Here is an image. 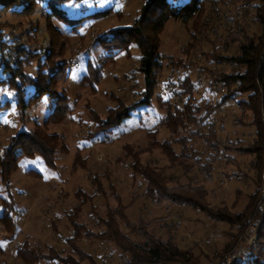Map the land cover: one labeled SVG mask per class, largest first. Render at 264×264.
Instances as JSON below:
<instances>
[{
  "label": "rangeland",
  "instance_id": "obj_1",
  "mask_svg": "<svg viewBox=\"0 0 264 264\" xmlns=\"http://www.w3.org/2000/svg\"><path fill=\"white\" fill-rule=\"evenodd\" d=\"M145 1L79 0L60 6L68 19L81 20L68 23L65 20H51V27L58 31L53 34L52 46L60 54L57 62H64L65 75L56 90L68 95L71 109L63 122L44 126L54 107L53 101L47 96L38 105L29 107L21 121L12 96L0 92V100L6 96L4 99L9 101L8 107L0 109V155L10 146L13 136L19 132H32L36 128L44 129L48 134H57L60 146L64 149V153L57 152L55 155L53 168L39 155L21 157L17 170L10 176L8 190L0 178V217L6 215L11 218L5 221L11 223L13 229L7 232L0 221V264H26L17 255L18 248L25 241L30 247H36L38 252L47 255V260H39L36 264H62L49 258L53 253L48 252V247H53L62 258L72 256L77 259L67 241L73 237L69 215L83 199L77 198L80 192L90 200L83 204L76 219L90 236L85 237L82 233L81 239L75 244L92 259L82 264H123L119 259V250L113 243L93 237L103 230L100 220L106 217V211L114 209L119 202L125 206L123 213L128 221L138 224L140 218L147 230L156 237L164 241L171 240L180 248L192 249L199 257L200 264H220L223 260L226 263L231 250V247L228 250L226 248L229 234L236 233L235 229L187 208L146 199V182L132 172L131 165L137 160L142 166L162 169L166 175L178 177L180 184L190 179L197 180L206 189V202L211 207H225L233 215L243 210L254 191L252 168L255 158L253 154L246 153L245 148L255 139V124L259 116L253 117L249 110L242 113L233 103L229 108L219 109L216 128L221 125L223 129L218 130L217 138L237 144L238 150L220 151L219 158L215 157L211 178L208 180L203 177L200 168L209 161V157L212 158L213 152L205 146L203 139L189 135L190 131L197 130L196 126L189 124L185 129L178 128L173 135L166 127L157 124L166 116L170 107L182 106L186 96L179 100L176 91L177 84L185 78L191 80L194 86L189 101L191 107H203L207 102L221 107L218 106L220 97L216 87L208 86L207 81L213 74L227 73L231 68L224 63L217 64L208 55L214 49L221 57H229L236 52L235 45L223 50V37H220L227 25L225 19H235L237 24L248 23L247 31L250 35H258L259 31L252 17L244 14L243 0H209L201 19L211 24L208 33L204 35L210 37L212 45L204 40L199 42V36L190 40L192 21L183 25L180 21L169 20L160 36L162 69L150 104L137 106L120 125L103 132L89 118L96 114L105 120L107 109L116 108L119 104H137L141 100L143 85L142 76L136 71L139 61L137 45L132 44L128 52L116 54L112 61L105 64V60L112 56L106 57L108 54L97 44V39L118 28H129L140 15ZM167 1L182 5L187 0ZM43 12L44 5L41 4L28 19L4 13L2 20L7 14L6 28H11L7 39H15L17 43L18 38L28 49H47L50 38L45 30L47 24L42 17ZM104 12L106 14L94 17V14ZM16 23H20L21 27L15 26ZM27 28L38 30L30 37L31 40L22 34V30ZM44 54L41 53L40 59L25 69L28 74L36 76ZM171 60L172 65L178 67L170 66L168 63ZM89 64L95 67L103 65L100 83L94 89L81 88L79 85ZM254 99L258 101L259 97ZM237 100L245 103L243 107L256 105L248 101L246 94L234 95L233 102ZM236 119H239L238 125L234 122ZM198 130L204 132L205 129ZM178 139L188 140V156L180 155L182 150L176 142ZM153 140L159 144L170 141L178 158L173 168H170L171 161L166 151L157 143L154 146ZM241 173L244 175L241 176ZM168 185L172 186L173 183ZM3 201L11 203V209L3 206ZM117 222L133 241H143L139 234L126 229L123 222L118 219ZM261 230L262 237L253 254L260 257V263L264 264V225Z\"/></svg>",
  "mask_w": 264,
  "mask_h": 264
},
{
  "label": "trees",
  "instance_id": "obj_2",
  "mask_svg": "<svg viewBox=\"0 0 264 264\" xmlns=\"http://www.w3.org/2000/svg\"><path fill=\"white\" fill-rule=\"evenodd\" d=\"M78 1L0 0V92L4 93V95L12 96L18 108L21 121L24 120L25 111L29 107L38 105L44 96L50 98L54 103L53 110L49 113L44 126L49 123L58 124L63 122L71 111L68 95L65 92L58 93L56 90L59 83L64 80L65 75H63L64 62H57L60 54L52 46L54 45L52 41V38H54L53 34L58 33V31L51 27V20H65L67 23L80 22L81 20L79 21V19H68L66 13L60 9L62 4L76 3ZM208 2L209 0H187L182 5H174L167 0H146L141 7L140 15L129 28H118L107 36L97 39V44L108 54L106 57L112 56L110 59L105 60V64L112 61L116 54L128 52L129 47L132 44H136L139 49V61L136 71L142 76L143 85V89L140 92L141 100L137 104L130 106L119 104L116 108H109L107 109L108 115L105 120L93 114L89 119L97 126V129H101L103 132L109 131L130 117L137 106L150 104L158 83V74L162 69V57L159 55L160 36L169 20L180 21L183 25H188L192 21L190 40L199 36V42L204 40L207 44H213L211 39H209L210 37L207 38L208 35H204V33H208L211 24L210 22L206 23L205 19H201ZM41 4L44 5L42 17L45 18V23L47 24L45 30L50 38L48 48L36 51L34 48H26L18 38L16 39L17 43H15V39H7V36L11 34L9 30L11 28H6L8 26L7 21H5L6 15L10 14L28 19L35 12L37 6ZM242 5L244 14L252 17L256 23L259 34H255L256 36L248 34V23L237 24L235 19H225L227 25L220 37H223V50L235 45L236 52L232 56L221 57L214 49L208 55L217 64L224 63L231 68V71L227 73L218 72L213 74L207 81L208 86L216 87L215 89L220 97L218 106L221 107L211 105L208 102L203 107H191L189 101L191 100L194 86L191 80L185 78L183 82L177 84L178 90L176 91L179 100L186 96L181 104L182 106L174 105L170 107L166 116L160 119L157 126L166 127L173 135L177 133L178 128L185 129L189 124L196 126L197 130L190 131L189 135L203 139L205 146L213 152L212 158L209 157V161L200 168L203 177L208 180L211 178L213 164L216 161L215 157L220 155L219 152L238 150L237 144L227 140L221 141L217 138L218 130L222 131L223 129L221 125L216 128V115L219 113V109L229 108L228 106L233 103L235 108H238L242 113L249 110L252 112L253 117L258 118L259 116L256 124L253 121L256 126L255 139L245 148L246 153L253 154L255 158L252 168L254 170V179L252 180L254 191L250 194L243 210L233 215L225 207H211L206 202V189L199 185L197 180L190 179L187 183L180 184L177 181L178 177H170L162 169L142 166L137 160L131 165L132 172L135 175H139L146 182L144 191L146 199L157 203H166L169 206L187 208L204 215L212 221L224 223L235 229L236 233L231 232L229 234L230 240L226 248L228 250L231 247V250L228 253L235 251L239 247L250 226L258 227V243L260 237H262L261 228L264 225V190L260 191L264 187V95L262 94V89L264 88V0H243ZM6 12L7 14L4 15L5 17L2 20V15ZM104 14L106 12L94 14V17ZM11 26L21 27L20 23H16L15 26L11 24ZM37 31H31V29L27 28L22 30V34L27 40H31L30 37ZM43 52L45 54L41 59L36 76L28 74L25 69L29 68L33 62L39 60ZM185 53L188 54L187 52ZM102 64L96 67L88 65L86 74L79 81L81 88L90 87L94 89L100 83ZM168 64L178 67V65H172V60ZM236 94L239 96L246 94L248 101L253 104L256 103L257 106L243 107L245 103L238 100L234 101V103L233 97ZM256 96L259 97L258 101L254 99ZM4 97H1L0 109L9 106V101L5 100ZM234 122L238 125L239 119ZM198 128L205 130L203 132L198 130ZM148 134L151 135V133ZM187 141V139H178L176 141L181 146L182 152L180 155L183 157L188 156L186 154L189 151ZM152 143L155 146L157 141L153 140ZM157 144L163 151H166V156L172 165H170V168H173L178 158L170 146V141ZM63 151L64 149L60 146V138L57 134H48L44 129L39 128L32 132H19L11 138L10 146L3 155H0V178L5 185V189L8 190L10 188V176L17 170L21 157L32 158L35 155H39L49 167L53 168L55 167V155L57 152L64 153ZM241 174V176L244 175V173ZM171 182L173 185L169 186L168 183ZM80 197L83 199L69 215L73 227V237L67 241L78 258L75 259L72 256L62 258L53 247L47 248L48 252L53 253V256L49 258L62 264H82L84 261L91 259L75 244L81 239L82 233L85 234V237L90 236L86 229L84 230L83 225L78 223L76 219L83 204L90 198L87 195H83L82 192L77 198L80 200ZM11 205V203L7 204L6 201H3V206L11 209ZM124 207L119 202L114 209L107 208L106 217L100 220L103 230L93 235L98 240H106L113 243L119 250V259L123 264H200L199 257L192 252V249L180 248L179 245L171 240L164 241L156 237L147 230L146 224L140 218L137 220L138 224L128 221L125 213H123ZM4 212H6V209H4ZM6 219L11 220L6 215L0 217V221L4 224L6 231L10 233V231H13L12 225L11 223H6ZM117 219L123 222L126 229L133 234H139L143 241H133L129 235L121 230ZM35 248L30 247L28 242L25 241L18 248L17 255L26 264H36L39 260H47V255L38 252ZM254 249L255 247L249 249L248 252L250 264H261L260 257L253 254ZM222 262L220 264H226L225 260Z\"/></svg>",
  "mask_w": 264,
  "mask_h": 264
},
{
  "label": "built area",
  "instance_id": "obj_3",
  "mask_svg": "<svg viewBox=\"0 0 264 264\" xmlns=\"http://www.w3.org/2000/svg\"><path fill=\"white\" fill-rule=\"evenodd\" d=\"M258 227H250L242 243L226 257V264H250L249 249L254 248L257 243Z\"/></svg>",
  "mask_w": 264,
  "mask_h": 264
},
{
  "label": "snow or ice",
  "instance_id": "obj_4",
  "mask_svg": "<svg viewBox=\"0 0 264 264\" xmlns=\"http://www.w3.org/2000/svg\"><path fill=\"white\" fill-rule=\"evenodd\" d=\"M5 123H7V121H5Z\"/></svg>",
  "mask_w": 264,
  "mask_h": 264
}]
</instances>
